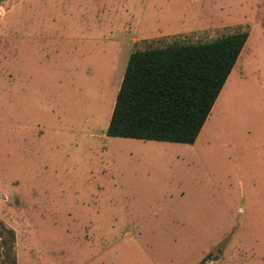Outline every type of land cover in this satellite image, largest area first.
Returning <instances> with one entry per match:
<instances>
[{"label": "rangeland", "instance_id": "rangeland-1", "mask_svg": "<svg viewBox=\"0 0 264 264\" xmlns=\"http://www.w3.org/2000/svg\"><path fill=\"white\" fill-rule=\"evenodd\" d=\"M245 26L193 145L106 137L139 42ZM0 214L7 264H264V0H0Z\"/></svg>", "mask_w": 264, "mask_h": 264}, {"label": "trees", "instance_id": "trees-1", "mask_svg": "<svg viewBox=\"0 0 264 264\" xmlns=\"http://www.w3.org/2000/svg\"><path fill=\"white\" fill-rule=\"evenodd\" d=\"M248 37L245 26L205 42H139L143 48L129 56L106 136L193 145ZM13 241L0 225V255Z\"/></svg>", "mask_w": 264, "mask_h": 264}, {"label": "crops", "instance_id": "crops-1", "mask_svg": "<svg viewBox=\"0 0 264 264\" xmlns=\"http://www.w3.org/2000/svg\"><path fill=\"white\" fill-rule=\"evenodd\" d=\"M249 38V37H248ZM247 41H248V39H247ZM247 43V42H246ZM246 45V44H245ZM244 48H245V46H244ZM243 48V49H244ZM245 50V49H244ZM243 51V50H242ZM242 53V52H241ZM241 55V54H240ZM240 57V56H239ZM239 59V58H238ZM238 61V60H237ZM128 62V61H127ZM237 63V62H236ZM236 65V64H235ZM235 67V66H234ZM232 72V71H231ZM228 79V78H227ZM227 81V80H226ZM121 82H122V79H121ZM226 84H227V82H225ZM225 85V84H224ZM224 87V86H223ZM223 89V88H222ZM119 90V89H118ZM221 93V92H220ZM216 105V104H215ZM214 106V105H213ZM215 107V106H214ZM214 109V108H213ZM113 111V110H112ZM112 114V113H111ZM208 119V118H207ZM207 121V120H206ZM109 124V123H108ZM203 129V128H202ZM107 137V136H106ZM111 138V137H110ZM141 141V140H140ZM196 142V141H195ZM174 144V143H173ZM182 145V144H181ZM0 220L3 222V224L8 228L9 227V229H11V230H13L14 232H15V252H16V258L18 257L17 256V249H18V247H19V245H20V243L18 242L19 241V235H18V232H17V229L16 228H14L12 225H10V224H8L7 223V221L5 220V217H3L1 214H0ZM126 246H129L128 244L126 245ZM126 246H124L125 248H128V247H126ZM27 251H29V249L27 250ZM32 257V256H31ZM149 259V258H148ZM17 262H18V258H17ZM136 264H155V260L153 261V260H151V261H147V260H142L141 262H137Z\"/></svg>", "mask_w": 264, "mask_h": 264}]
</instances>
